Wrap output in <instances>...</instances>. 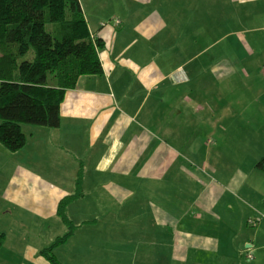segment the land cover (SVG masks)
<instances>
[{
	"label": "crops",
	"instance_id": "obj_1",
	"mask_svg": "<svg viewBox=\"0 0 264 264\" xmlns=\"http://www.w3.org/2000/svg\"><path fill=\"white\" fill-rule=\"evenodd\" d=\"M80 4L102 73L66 92L58 128L22 125L19 151L0 144V216L19 231L9 249L1 232L0 263L47 264L79 174L61 264H264V0H157L171 41L155 55L148 17L128 31ZM114 34L129 40L109 47Z\"/></svg>",
	"mask_w": 264,
	"mask_h": 264
},
{
	"label": "trees",
	"instance_id": "obj_2",
	"mask_svg": "<svg viewBox=\"0 0 264 264\" xmlns=\"http://www.w3.org/2000/svg\"><path fill=\"white\" fill-rule=\"evenodd\" d=\"M104 47L91 36L79 0H0V144L19 151L25 144L22 125L58 128L66 92L81 77L102 73L98 53ZM29 52L30 61L24 59ZM256 168L264 173V156ZM80 180L78 174L73 193L57 205L66 232L39 252L47 264H61L53 249L76 229L66 209L83 195ZM3 243L1 234L0 250Z\"/></svg>",
	"mask_w": 264,
	"mask_h": 264
},
{
	"label": "rangeland",
	"instance_id": "obj_3",
	"mask_svg": "<svg viewBox=\"0 0 264 264\" xmlns=\"http://www.w3.org/2000/svg\"><path fill=\"white\" fill-rule=\"evenodd\" d=\"M80 1L82 2L84 6V11L86 15L88 16L90 23H93L94 21H97V20H102V22H104L102 24H107V25L112 26L113 22L120 21L121 19L120 22L121 23L123 22V24L127 26L128 31H133L134 28L136 29V27L139 26L138 24L141 20H143V18L148 17L147 23H146V25L149 28L148 38L145 41V45L142 46V51L144 53H148L149 55L151 54L155 55L157 50L161 51L163 48V45L165 49L167 44L170 43L171 41V38L169 37H165V36L162 37L161 30L159 29V27H163L168 23L158 22L155 20L157 0H149L145 4H143L141 0H79V2ZM127 18H128V21L125 23L124 20H126ZM207 25L208 23H206V26H205L206 31H208ZM199 26H201V28ZM122 27L123 26H121L118 29H114V30L116 32L121 31ZM196 29H201L198 37L196 38L197 47L201 45H205L207 43V39L203 38V32H202L203 25H198L197 23ZM217 29L219 30V24L217 22L211 25V32H210L211 40L215 38L213 36V32L217 31ZM157 31L159 32L158 35H157ZM106 38H107L106 40H107L108 46L113 47V48L114 47L116 48L119 43H124L125 40H129V38H124L120 34H116V37H115V34L111 35V37H108L107 35ZM140 42H143V36L140 38ZM140 42L138 41L139 45H140ZM24 59L30 61L32 59V53L29 52ZM204 59H205L204 57L199 58L197 60V63H202ZM195 72L199 73L201 72V70L196 69ZM231 76L234 78L237 77L235 74H232ZM3 209L6 210V207ZM43 221L44 220L41 219V223ZM3 231H5L7 234V241H6V245L4 246V249L11 248L13 245H10V244H14V242H16L18 246L19 241H17V238L15 235L18 234L19 231L14 230L11 224L7 225V219L0 216V234ZM5 254H6L5 250H2V252H0V258H4Z\"/></svg>",
	"mask_w": 264,
	"mask_h": 264
},
{
	"label": "built area",
	"instance_id": "obj_4",
	"mask_svg": "<svg viewBox=\"0 0 264 264\" xmlns=\"http://www.w3.org/2000/svg\"><path fill=\"white\" fill-rule=\"evenodd\" d=\"M116 23H118V22H116ZM263 72H264V69H263ZM251 256H249V258H250Z\"/></svg>",
	"mask_w": 264,
	"mask_h": 264
}]
</instances>
